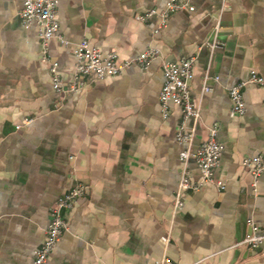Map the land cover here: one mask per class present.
Wrapping results in <instances>:
<instances>
[{
  "label": "crops",
  "instance_id": "obj_1",
  "mask_svg": "<svg viewBox=\"0 0 264 264\" xmlns=\"http://www.w3.org/2000/svg\"><path fill=\"white\" fill-rule=\"evenodd\" d=\"M167 3L57 0L65 42L52 39L48 52L64 81L82 38L103 54L115 51L119 62L158 49L146 68L131 65L62 92L42 60L37 25L20 15L21 0H0V264H33L51 207L77 180L87 193L46 264H158L163 257L167 264H264V244L237 245L250 233L248 219L264 231V172L254 186L242 164L264 152V83L244 88L243 115L232 112L228 94L252 70L264 78V0H191L193 10L172 12L155 32ZM151 9L157 14L146 23L138 19ZM192 55L191 96L201 116L184 119L172 103L163 118V64ZM27 117L33 120L24 124ZM181 124L194 133L192 149L218 126L223 151L214 176L224 187L189 191L175 210ZM187 167L197 179L193 158Z\"/></svg>",
  "mask_w": 264,
  "mask_h": 264
},
{
  "label": "built area",
  "instance_id": "obj_2",
  "mask_svg": "<svg viewBox=\"0 0 264 264\" xmlns=\"http://www.w3.org/2000/svg\"><path fill=\"white\" fill-rule=\"evenodd\" d=\"M21 2L20 15L24 23L26 25L35 23L38 27L42 60L48 65L52 86L56 91H78L87 84V78L88 80H100L115 76L125 67L131 65L146 68L157 57L158 49L156 47H148L135 57L119 62L118 54L115 51L103 54L87 38H82L73 51L75 66L72 79L64 81L59 73L58 62L54 61L48 52L49 42L52 39L65 42L57 19V0H21ZM190 2L191 0H168L166 9L160 12L161 19L155 28V32L166 26L172 12L185 8L193 10L194 6ZM155 14H157V11L151 9L139 14L138 19L146 23ZM211 46L216 47L218 44L215 42ZM196 59V56L192 55L182 57L177 61H166L163 64L164 82L159 95L163 118L169 116L170 106L173 103L181 107L184 119L199 120L201 110L191 96V81L194 76ZM252 83H264L263 76L259 75L255 70H252L246 78L229 87L228 94L231 100V110L235 114L243 115L245 113L243 90ZM204 90L210 91L211 88L205 86ZM32 120V117H27L23 120V123L26 124ZM217 131L218 126L216 124L210 126L207 137L195 149H192L193 131H186L184 124L179 126L176 133L177 141L179 144L185 145V147L179 154L182 168L174 196L175 210L183 208L185 195L189 191L200 190L205 184L213 182L220 188L224 187L223 183L217 181L214 176L215 168L223 151V145L217 139ZM191 158L196 161L199 168V177L197 179L193 178L187 167V163ZM242 164L253 176V184L255 186L256 179L264 172V152L244 156ZM87 190V184L77 180L51 207V219L45 229L43 242L34 251L33 264H46L63 232L68 229L69 211L79 199L86 195ZM248 225L250 233L237 245L257 248L264 244V231L252 219H248ZM161 239L163 242L168 243L171 239V233L168 232ZM158 264H167V258L163 257L158 261ZM193 264H200V261Z\"/></svg>",
  "mask_w": 264,
  "mask_h": 264
}]
</instances>
